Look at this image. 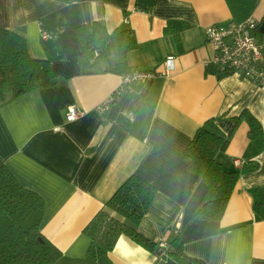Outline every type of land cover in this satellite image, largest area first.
<instances>
[{
    "label": "crops",
    "instance_id": "obj_1",
    "mask_svg": "<svg viewBox=\"0 0 264 264\" xmlns=\"http://www.w3.org/2000/svg\"><path fill=\"white\" fill-rule=\"evenodd\" d=\"M249 17L258 21L256 35L264 33V0H0V29L21 28L30 56L52 59L57 80L0 105V159L42 198L40 232L64 256L85 257L83 228L134 174L156 188L137 228L143 237L169 241L175 226L184 255L204 264H264V219L252 211L255 189L264 187V148L249 139L248 124L238 122L216 155L226 170L239 171L219 220L189 219L206 186L182 157L209 118L228 134L248 110L264 131V87L204 65L213 56L204 28ZM94 22L107 34L122 25L134 31L126 64L113 37L106 57L86 60L75 28ZM169 57L174 70L165 75ZM128 70L160 74L122 86ZM118 88L109 110L98 113ZM69 105L84 114L67 122ZM108 257L113 264H168L125 235Z\"/></svg>",
    "mask_w": 264,
    "mask_h": 264
},
{
    "label": "trees",
    "instance_id": "obj_2",
    "mask_svg": "<svg viewBox=\"0 0 264 264\" xmlns=\"http://www.w3.org/2000/svg\"><path fill=\"white\" fill-rule=\"evenodd\" d=\"M75 31L86 60L96 53L106 57L109 40L113 37L119 57L126 64L127 53L137 45L134 31L126 25L116 27L110 34L98 22L91 27L79 25ZM56 82L52 59L31 57L21 28L0 29V102L10 90L15 98ZM119 120L124 122L123 118ZM233 120V128L224 134L214 118L207 119L196 129L182 151V157L189 161V170L200 175L206 186L189 219L219 220L223 216L239 171L226 170L216 155L226 149L238 122L245 121L249 139L258 150L264 148L262 126L248 110H243ZM155 194L156 188L152 184L138 175H130L83 228V233L90 239L85 257L70 258L40 232L44 209L42 198L21 186L0 159V264H113L108 253L121 235L156 252L158 241H149L137 230ZM252 211L264 219V187L255 189ZM124 220L132 222L136 229L126 226ZM178 230L174 226L172 238L166 240L168 248L164 258L167 263L204 264L184 255Z\"/></svg>",
    "mask_w": 264,
    "mask_h": 264
},
{
    "label": "built area",
    "instance_id": "obj_3",
    "mask_svg": "<svg viewBox=\"0 0 264 264\" xmlns=\"http://www.w3.org/2000/svg\"><path fill=\"white\" fill-rule=\"evenodd\" d=\"M258 21L249 17L241 22H227L207 25L204 28V38L211 45L213 56L204 62L206 66H212L218 75L238 74L250 79L260 87H264V66L263 48L264 33L256 35ZM41 38L47 40L50 35L41 32ZM251 62H258L259 66H252ZM174 70L173 58L165 61L164 73L170 74ZM160 73L155 71L129 70L121 75L122 86L141 84L147 79L154 78ZM120 93V88L114 91L109 97L100 102L96 111L105 114L111 103ZM84 111L75 105H69L66 109L65 120L67 122L78 119ZM237 163L238 160H236ZM156 252L159 256H165L168 243L164 240L158 241Z\"/></svg>",
    "mask_w": 264,
    "mask_h": 264
},
{
    "label": "water",
    "instance_id": "obj_4",
    "mask_svg": "<svg viewBox=\"0 0 264 264\" xmlns=\"http://www.w3.org/2000/svg\"><path fill=\"white\" fill-rule=\"evenodd\" d=\"M12 98H13V91L10 90L9 92H7L5 94L3 100L0 102V105L9 102L10 100H12ZM123 223L126 226L130 227L131 229H134V230L136 229V226L132 222H130L129 220H124Z\"/></svg>",
    "mask_w": 264,
    "mask_h": 264
},
{
    "label": "snow or ice",
    "instance_id": "obj_5",
    "mask_svg": "<svg viewBox=\"0 0 264 264\" xmlns=\"http://www.w3.org/2000/svg\"><path fill=\"white\" fill-rule=\"evenodd\" d=\"M122 243H123V241H122Z\"/></svg>",
    "mask_w": 264,
    "mask_h": 264
}]
</instances>
